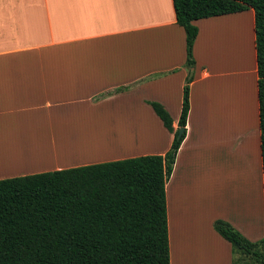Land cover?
<instances>
[{"label": "crops", "instance_id": "crops-1", "mask_svg": "<svg viewBox=\"0 0 264 264\" xmlns=\"http://www.w3.org/2000/svg\"><path fill=\"white\" fill-rule=\"evenodd\" d=\"M244 12L192 22L185 134L164 186L169 264H230L215 220L251 243L264 238L252 11L249 21ZM184 62L171 0H0V180L163 155L172 134L149 103L175 130ZM208 163L218 202L198 180ZM231 197L241 198L239 212Z\"/></svg>", "mask_w": 264, "mask_h": 264}, {"label": "trees", "instance_id": "trees-1", "mask_svg": "<svg viewBox=\"0 0 264 264\" xmlns=\"http://www.w3.org/2000/svg\"><path fill=\"white\" fill-rule=\"evenodd\" d=\"M185 40L187 76L175 130L163 155L79 166L0 180V264H169L165 192L185 134L197 34L193 21L252 11L264 218V0H171ZM182 132L177 137V131ZM213 230L231 248L230 264H264V238L249 242L229 224Z\"/></svg>", "mask_w": 264, "mask_h": 264}, {"label": "rangeland", "instance_id": "rangeland-1", "mask_svg": "<svg viewBox=\"0 0 264 264\" xmlns=\"http://www.w3.org/2000/svg\"><path fill=\"white\" fill-rule=\"evenodd\" d=\"M249 12H250V10H247V11L244 12V17H245L246 21H249V17H250L249 16L250 15ZM204 173H205V175H204ZM215 174L217 176V168H214L210 163H208V165H207V167L205 169V172H200L199 173L198 180L200 182H204L206 184V195L208 196V200H210V197L212 195L213 202H218L219 196H218V193H217V189L214 192V190H215L214 189V185L218 186L217 185L218 182H216L217 183L216 184L215 183L216 180L214 181V179H213ZM256 186L258 187L259 185L256 183ZM212 191L214 193H212ZM223 197L226 200V193H224ZM241 201H242L241 198L233 199L231 197L230 203H229L230 208L238 210V212H239Z\"/></svg>", "mask_w": 264, "mask_h": 264}, {"label": "water", "instance_id": "water-1", "mask_svg": "<svg viewBox=\"0 0 264 264\" xmlns=\"http://www.w3.org/2000/svg\"><path fill=\"white\" fill-rule=\"evenodd\" d=\"M181 132H182V129L179 128L178 131H177V137H179V135L181 134Z\"/></svg>", "mask_w": 264, "mask_h": 264}]
</instances>
